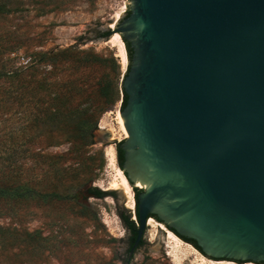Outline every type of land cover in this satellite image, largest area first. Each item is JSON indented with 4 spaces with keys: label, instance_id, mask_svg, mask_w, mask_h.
<instances>
[{
    "label": "water",
    "instance_id": "95a60500",
    "mask_svg": "<svg viewBox=\"0 0 264 264\" xmlns=\"http://www.w3.org/2000/svg\"><path fill=\"white\" fill-rule=\"evenodd\" d=\"M117 21L130 257L153 217L207 258L264 264V0H130Z\"/></svg>",
    "mask_w": 264,
    "mask_h": 264
},
{
    "label": "rangeland",
    "instance_id": "374dc122",
    "mask_svg": "<svg viewBox=\"0 0 264 264\" xmlns=\"http://www.w3.org/2000/svg\"><path fill=\"white\" fill-rule=\"evenodd\" d=\"M4 2L5 8L0 11V70L28 66L38 53L73 46L96 52L105 60L104 70L112 78L116 77V81L119 72L122 75L127 70L128 61H123L120 42L113 35L117 20L127 12L130 0ZM107 30L112 35L102 37L101 33ZM4 88L5 84L0 82V169L17 164L29 168L35 164L31 157L34 153L66 151L69 144L63 143V139L51 141L45 131V135L39 136V128L28 126L33 119L34 103L29 107L27 103L5 101ZM120 110L121 102H117L100 117L94 144L86 156L87 174H83L88 181L70 191L84 210L77 212L66 204L15 203L24 229L48 240L36 248L8 246L0 252V264H212L191 243L182 240L191 246L184 243L177 248L164 230L151 229L148 224L143 244L130 257L131 233L122 216L131 215L139 227L134 187L132 208L127 207L130 199L123 190H110L114 181L122 179L116 146L125 138L118 119ZM13 152L17 154L16 159L21 156L18 162L9 160ZM88 188H97L104 195L94 196ZM12 223V218L0 217V227Z\"/></svg>",
    "mask_w": 264,
    "mask_h": 264
},
{
    "label": "trees",
    "instance_id": "16d2710c",
    "mask_svg": "<svg viewBox=\"0 0 264 264\" xmlns=\"http://www.w3.org/2000/svg\"><path fill=\"white\" fill-rule=\"evenodd\" d=\"M5 5L4 0H0V11ZM111 35L110 30L101 33L102 37ZM125 45L128 64L124 74L129 70L133 54L129 43L125 42ZM104 69L105 60L96 52L73 46L38 53L28 66L0 70V82L5 84V101H16L19 105L27 103L29 107L34 103L33 119L28 126L39 128V136L45 135V131L51 141L63 139V143L69 144L62 153H34L31 157L35 164L29 168L16 163L5 170L0 169V217L13 220L12 224L0 227V252L8 246L36 248L48 240L24 229L15 203L66 204L77 212L84 210L70 191L86 185L88 181L83 174H87L86 156L94 144L100 117L117 102H121V109L127 103V95L122 88L123 73L119 72L116 81V77L112 78ZM116 146L122 167L123 150L119 143ZM16 155L11 153L9 160L18 162L21 156L16 159ZM88 190L97 197L104 195L97 188ZM134 191L137 201L139 190L134 187ZM136 215L139 221L138 203ZM122 217L131 233L130 250L138 227L131 220V215L124 213Z\"/></svg>",
    "mask_w": 264,
    "mask_h": 264
},
{
    "label": "bare ground",
    "instance_id": "6f19581e",
    "mask_svg": "<svg viewBox=\"0 0 264 264\" xmlns=\"http://www.w3.org/2000/svg\"><path fill=\"white\" fill-rule=\"evenodd\" d=\"M119 17H120V14L117 15V19H119ZM113 39L115 41L118 40L120 42V48L122 51L121 56H122L123 61L126 63L127 62V52H126L125 43H124L120 33L115 32L113 35ZM118 119H119V123H120L121 129H122L123 135L126 138L128 136V134H127L126 128L124 126V119L122 118L121 113L119 114ZM110 153H111V159L114 160V150H113L112 146H111ZM123 173L120 170V174H121L122 179L120 181H114L110 187V190H117V189L123 190V193L130 199V202L126 205H127V207L132 208V207H134V199H133V201H131L132 196H133L132 195V192H133L132 186H131L130 182L128 181L126 175H124ZM147 224H148V227H150L151 229L156 230V228L158 227V228H161L162 230H164L166 235H167V238L170 241H172V243L174 242L176 244L177 248L185 243L172 230H170L168 227H166L165 224L156 220L155 218H153V217L149 218ZM152 234H153V232H152ZM185 244H188V243H185ZM188 245L191 246L190 244H188ZM210 261L212 262V264H237L236 262L229 261V260L215 261V260L210 259ZM245 264H256V263L247 262Z\"/></svg>",
    "mask_w": 264,
    "mask_h": 264
},
{
    "label": "flooded vegetation",
    "instance_id": "af4514ba",
    "mask_svg": "<svg viewBox=\"0 0 264 264\" xmlns=\"http://www.w3.org/2000/svg\"><path fill=\"white\" fill-rule=\"evenodd\" d=\"M143 242H144V240H143V238H142V240L140 241V243H139V245H138V247L136 248V250L143 244ZM134 245V244H133ZM133 247V246H132ZM131 250V249H130ZM135 250V251H136ZM241 264H244V263H242V262H240ZM247 263V262H246ZM257 264V263H256Z\"/></svg>",
    "mask_w": 264,
    "mask_h": 264
}]
</instances>
